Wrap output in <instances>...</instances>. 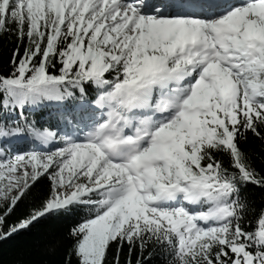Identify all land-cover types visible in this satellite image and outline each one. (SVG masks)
<instances>
[{
    "label": "trees",
    "instance_id": "obj_1",
    "mask_svg": "<svg viewBox=\"0 0 264 264\" xmlns=\"http://www.w3.org/2000/svg\"><path fill=\"white\" fill-rule=\"evenodd\" d=\"M108 41L69 11L63 17L50 11L29 19L0 12V149L7 157L29 150V143L5 142L15 133L33 138L54 133L64 146L71 123L83 130L75 108L96 102L101 92L111 94L114 85L123 82L122 57L114 53L116 42ZM98 55V62L107 67L103 89L94 86L98 62L93 58ZM246 79L247 88L261 91L260 106L246 105L240 89L227 126L208 124L193 157L186 156L176 166L187 178L223 192L226 219L213 224L210 236L184 254L179 235L165 220L141 214L108 240L101 264H238L247 256L254 264H264V65L253 66ZM57 93L73 118L55 107ZM18 107H23L24 118ZM55 191L53 174L46 173L16 201L0 207V264H84L80 249L88 235L85 226L108 213L109 192H93L82 203L37 220Z\"/></svg>",
    "mask_w": 264,
    "mask_h": 264
},
{
    "label": "rangeland",
    "instance_id": "obj_2",
    "mask_svg": "<svg viewBox=\"0 0 264 264\" xmlns=\"http://www.w3.org/2000/svg\"><path fill=\"white\" fill-rule=\"evenodd\" d=\"M128 3L129 1L124 3L121 0H0L2 14L17 17L26 16L27 19L44 16L50 11L58 12L63 17L69 11L70 15L75 16L81 25L84 21L87 22L90 28L95 30V35L102 34L107 37L108 44L116 42L117 47L114 53L122 57L121 64L125 67L123 82L114 85L115 92L113 94L115 98L120 99V102L117 107H111L114 98L108 97L105 102L108 106L107 115L113 114L112 116H114L115 113H121L116 115L117 119L112 121V126L118 125L117 128H120L122 133H125L128 126L135 121L131 119V116H136V112H129L127 100L128 95L138 86L139 81H151L155 75L171 78L186 68L197 70V79L191 84V96L186 99V102L178 105L177 118L175 116V119L160 126V129L155 131L151 142H148L139 154L128 158L135 162L138 171H133L128 164L110 162L108 156L102 152L104 148L101 147V140H97L100 142L95 144L88 141L91 132L96 133L98 127L109 124V119H105L103 122L98 120L100 124H95V126H92L94 120L89 121L85 127L86 131L89 129L88 133L82 134L80 131H73V137L64 146L60 145L54 135L44 133L38 141L25 139L30 143L29 151H18L11 157H7L0 149V207L16 201L32 182L41 175L51 172L56 191L42 214L51 211L58 212L74 203H82L83 198L93 192L111 190L110 198L107 200L111 206L108 213L85 226L88 235L80 249L84 264H101L103 250L108 240L113 239L131 218L141 214H151L154 220H156L155 218L165 220L179 235L184 254L198 247L202 243V239L210 236L211 226L226 219V211L218 210L215 206L220 201L221 194L215 196V188L208 185L209 193L201 205L204 207L214 206L213 209L219 213L210 222L211 224H207L204 221L206 220L203 218L204 215L196 213L193 208L181 205L163 207L157 204L156 200L161 189L165 186L178 189L183 195L186 189L191 191L190 188L194 186L192 183L204 184L203 181H191L176 166L186 156L193 157L198 141L210 127L208 124L220 122L223 126H227L228 117L231 111L236 108V93L233 100L224 103L222 91L215 92L213 88H210V85H205L206 79L210 77L211 72L218 71L224 75V78L231 79L228 84L225 80L222 83L225 82L231 88L234 84L237 89L241 87L244 95L243 102L246 101V105L260 106L258 95L261 91L252 86L250 88L245 86L247 85L246 76L252 66L244 61L240 62L241 55L233 54V61L229 63V67L218 57L214 58L210 64L205 58L199 62L190 63L192 58L182 53L184 49L179 45L182 30L188 33L190 38L198 36L204 43L212 44L214 31L211 26L215 25L219 19L172 18L168 12L161 14L153 11L150 6L146 8L145 3L140 4L141 6L138 4V6H133ZM115 5H118L120 9L113 14L112 8L115 9ZM10 7L13 9L11 12H9ZM122 8H126L127 11L121 13ZM234 15L235 13L228 14V17L233 19L229 22L234 25L229 29L231 36L228 40L235 44V39L239 35L243 37L245 32L252 30L261 41V54L254 64L255 67H260L262 61L259 60L262 50H264V0L249 2L241 9L239 15L235 18ZM240 15L245 18L242 20ZM224 18L222 20L228 21L227 16ZM171 23L172 27L168 28L167 26ZM184 23L192 27V32L184 26ZM99 58L100 55L97 58L94 56L93 59L98 62ZM102 60H105L104 57ZM99 62L94 68V86L96 88L102 87L101 76L104 75L107 68ZM236 62H240V65L244 66L243 71H239V67H234ZM205 64L212 68V71L206 70ZM202 86H206L209 92L200 98L194 92ZM262 97L264 98V92ZM209 98H213L210 102V107L212 111L214 110L210 115L211 121L207 120L208 117L199 119L204 118L200 116L206 114L202 108L195 116H188L187 110L203 106ZM27 99L30 101L32 97L28 95ZM53 102L55 105L66 104L58 93ZM104 103L101 101L92 105L82 103L81 111L88 118L89 114L104 111ZM171 103H175V101H171ZM216 112L227 117L225 120H221L214 115ZM70 113L72 114V112ZM186 115L187 119H185ZM180 121L183 125L179 123ZM119 123L127 125L122 129ZM161 132L164 135L162 140L164 143H166V136L174 137L172 144L163 148L164 153L169 157L168 163H153L152 165L143 163L142 160L156 150V146L153 147L152 143L154 140L156 142ZM23 138L25 137H18V141H22ZM9 142L11 143V141ZM133 172H137L140 180L132 178ZM123 176L126 177L124 182L121 180ZM87 182H90L88 186L85 185ZM27 226L28 224L23 228ZM238 264H254V260L247 256L242 263Z\"/></svg>",
    "mask_w": 264,
    "mask_h": 264
},
{
    "label": "bare ground",
    "instance_id": "obj_3",
    "mask_svg": "<svg viewBox=\"0 0 264 264\" xmlns=\"http://www.w3.org/2000/svg\"><path fill=\"white\" fill-rule=\"evenodd\" d=\"M122 2H124V3H126L127 1H130V0H121ZM140 3V2H139ZM143 3H146L145 1H143ZM141 6V5H140ZM224 6H228V4H225ZM115 7V9L114 8H112L113 10H112V12H113V14L114 13H117V11H119V9H120V7L118 6V5H115L114 6ZM146 8H149V5L147 4L146 6H145ZM171 7V6H170ZM170 7H168L167 6V8H170ZM166 8V9H167ZM209 8V7H208ZM207 9V8H206ZM127 11V9L126 8H122L121 9V13H124V12H126ZM119 14V13H118ZM124 15V14H123ZM173 15L174 16H176L177 15V12L176 11H174L173 12ZM116 16V15H115ZM216 16H217V14H214V13H211L210 12V9L209 10H207L204 14H203V16H201L200 17V19L201 18H203V19H210V20H214L215 18H216ZM146 17V16H145ZM147 18V17H146ZM207 21V20H206ZM224 23H229L228 21H223ZM185 24V27L186 28H189L190 30H192V27H189L186 23H184ZM202 27V26H201ZM212 28H214L215 27V31H219V36L220 37H224V39L225 40H227V38L225 37L227 34L228 35H230V33H229V28H225V27H223V26H221V24L220 23H216L215 25H213V26H211ZM232 27V26H231ZM230 27V28H231ZM228 30V31H227ZM183 33V34H182ZM222 34H224V36L222 35ZM249 34H253V31L252 30H249L248 32H246V34H245V36H246V38L248 37V35ZM180 36H181V39H182V41L180 42V45L182 46V47H186V45H187V43H189V45H187V46H189L190 48H193V50H192V52L193 51H196V52H198V50H200V49H204L205 48V46L202 44V43H200L201 41H200V39H199V37L197 36V37H194L192 40H190L189 41V34L188 33H185V31L184 30H182L181 31V34H180ZM254 36V35H253ZM215 38V37H214ZM236 42H239V39L237 38V40H236ZM200 44H202L201 46H200ZM232 45V47L233 48H239V50H242V47L240 46V45H238V46H236V43L235 44H231ZM192 46V47H191ZM208 47V46H207ZM208 48H210V47H208ZM208 48H205L206 50H209ZM186 50V49H185ZM227 58H226V56L225 57H222V60H226ZM211 60H213V58H212V56L211 57H209V59H208V62L210 63L211 62ZM214 79H216V80H219V84L218 85H216V81L214 82L213 81V79H206V82H205V85H210L211 87L210 88H213V90L216 92H220V91H223L222 93H223V97H224V99L225 100H231V97L233 96V94H234V87H229V86H227V84H225V82L224 83H222V78L224 79V75L222 74V73H217V75H216V77H213ZM216 87V88H215ZM205 89H207L206 88V86H205ZM96 108H98L97 106H96ZM187 111H190V110H187ZM133 112H136V114L138 113V111H134V110H132L131 111V113H133ZM104 116H106L107 118L108 117H112V120L113 119H115V115L114 116H112V115H103L102 117H104ZM166 116H170V115H168V114H166ZM100 124V121H97L95 124ZM113 124V123H112ZM112 124L110 125V126H102L100 129H99V131L96 133V135H97V140H101V147L103 146V148H104V150L103 151H105L106 150V147L107 146H109L111 143H113V142H111L112 140H111V138H116V142L118 141V142H122V140L120 139V138H118L117 136L119 135L118 134V131L117 130H112V128H115V126L113 127L112 126ZM166 139H165V142H168L169 141V138H172L171 136H166L165 137ZM159 144V147H158V149L157 150H154V152L152 153V154H149V155H147L143 160H142V162L143 163H145V164H153V163H158V164H167L168 163V161H169V157L164 153V151H163V148L167 145V143H164L163 141H160V142H158ZM106 152V151H105ZM134 167L136 168V164L134 165ZM135 172H133V174H134ZM136 174V173H135ZM209 190H210V188L208 187V185L207 184H195L194 185V191H195V193H193L192 194V196H190V197H188L187 198V200L189 201V204L190 205H195V203H197V202H199V200L201 199V198H203V197H205V196H207L208 195V193H209ZM173 192H178V190H173ZM207 193V194H206ZM160 194H161V192H160ZM176 194V193H175ZM206 194V195H205ZM172 195V194H171ZM204 195V196H203ZM219 215V213L218 212H215V211H211L210 212V214H207V215H205L203 218L204 219H206V220H204V221H206V222H210L211 220H213V219H215L217 216Z\"/></svg>",
    "mask_w": 264,
    "mask_h": 264
},
{
    "label": "water",
    "instance_id": "obj_4",
    "mask_svg": "<svg viewBox=\"0 0 264 264\" xmlns=\"http://www.w3.org/2000/svg\"><path fill=\"white\" fill-rule=\"evenodd\" d=\"M56 213H57V212H55V211L48 212V213H46V214L40 216L37 220L42 219V218H46V217H52V216H54ZM37 220H36V221H37Z\"/></svg>",
    "mask_w": 264,
    "mask_h": 264
}]
</instances>
